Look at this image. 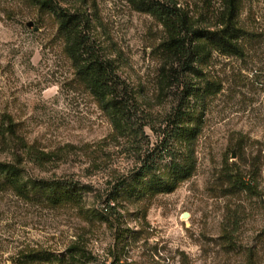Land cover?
<instances>
[{"label": "rangeland", "instance_id": "rangeland-1", "mask_svg": "<svg viewBox=\"0 0 264 264\" xmlns=\"http://www.w3.org/2000/svg\"><path fill=\"white\" fill-rule=\"evenodd\" d=\"M51 1L82 15L160 126L171 114L174 140L156 175L143 173L140 117L103 108L55 12L0 0V161L20 163L30 190L0 183V264H264V0H238L239 53L201 46L199 73L188 70L193 57L176 61L145 6L176 3L211 29L229 0ZM41 179L80 190V201L49 203L53 191L31 186Z\"/></svg>", "mask_w": 264, "mask_h": 264}, {"label": "trees", "instance_id": "trees-1", "mask_svg": "<svg viewBox=\"0 0 264 264\" xmlns=\"http://www.w3.org/2000/svg\"><path fill=\"white\" fill-rule=\"evenodd\" d=\"M41 7L52 9L59 19L60 31L67 39V51L77 66V73L90 89L91 93L98 99L104 109H111L120 118L127 122L140 117L139 125H135L140 133L148 139V147L142 154L141 170L143 173L156 175L160 162L169 154V150L174 140V130L170 129L171 114H167L161 120L151 113L142 109L137 102L130 86L118 74L112 60L102 55L100 47L89 34L86 33V24L82 15L64 10L62 7L53 6L51 0H34ZM146 11L158 14L164 22L168 34V50L174 54L179 63H184L188 57H193L188 64L193 73H199L198 64L200 62L201 46L210 45L222 54H237L240 51V40L244 36L243 29L237 26L236 18L238 13V0H229L225 17H222L214 28H199L193 23V19L188 12L176 3L147 2ZM194 63V64H193ZM195 65V66H194ZM217 91L208 92L214 95ZM181 108L176 111V126L183 129L181 119L184 113ZM140 116H139V115ZM184 123V122H183ZM151 129L157 137L152 142L150 136L146 134V129ZM136 130V131H137ZM43 153V154H42ZM41 155H46L41 152ZM39 157V156H38ZM0 183L12 187L14 191L23 197H29L30 190L28 183L24 180L23 169L20 163L12 161H0ZM155 191L168 190L170 186H162L154 180L152 184ZM33 188L48 189L53 191V196L47 201L53 205L60 202H79L80 190L64 187L60 182L41 179L31 183ZM244 188H248L245 182ZM110 202L113 197L108 198ZM109 202V203H110ZM114 206H110L113 208ZM32 260H43L40 252L31 254Z\"/></svg>", "mask_w": 264, "mask_h": 264}, {"label": "water", "instance_id": "water-1", "mask_svg": "<svg viewBox=\"0 0 264 264\" xmlns=\"http://www.w3.org/2000/svg\"><path fill=\"white\" fill-rule=\"evenodd\" d=\"M33 23L32 22H29L28 25L31 26Z\"/></svg>", "mask_w": 264, "mask_h": 264}]
</instances>
